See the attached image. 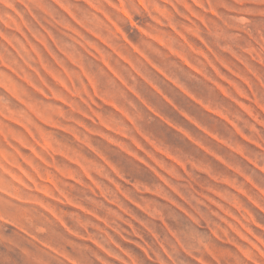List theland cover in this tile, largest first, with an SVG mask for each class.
<instances>
[{
	"label": "rangeland",
	"instance_id": "1",
	"mask_svg": "<svg viewBox=\"0 0 264 264\" xmlns=\"http://www.w3.org/2000/svg\"><path fill=\"white\" fill-rule=\"evenodd\" d=\"M0 264H264V0H0Z\"/></svg>",
	"mask_w": 264,
	"mask_h": 264
}]
</instances>
